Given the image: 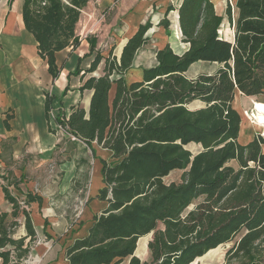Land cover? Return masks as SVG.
I'll list each match as a JSON object with an SVG mask.
<instances>
[{
    "label": "trees",
    "instance_id": "obj_1",
    "mask_svg": "<svg viewBox=\"0 0 264 264\" xmlns=\"http://www.w3.org/2000/svg\"><path fill=\"white\" fill-rule=\"evenodd\" d=\"M88 1L25 0L24 2L25 26L35 36L39 53L47 60L49 70L55 77L59 74L56 53L68 46L76 47L80 42L77 24L81 9ZM205 1L209 2V0ZM237 5L240 9L237 19L230 10V21L236 27L234 43L219 37L218 28L222 18L215 13L212 6L211 12L216 25L203 26L205 29L211 27L212 38L209 43L195 46L200 38L193 37L190 30L182 27L185 38L191 43L189 52L179 56L171 47L161 49L158 52L157 66L145 70L144 80L147 84H153L145 86V83L136 82L131 85L132 91L136 92V96L139 95L134 104L135 114L142 111L144 113L142 112L143 115L139 119H135V114L122 118L121 132L112 140L118 143V148L121 144L137 146L133 153L129 154V161L125 164L121 163L120 166H123V171H135L137 164L134 162L138 165L140 162L142 173L151 179L149 185L151 188L132 185L127 191H124L126 188L114 190L119 199H114L113 209H122V212L118 216L107 215L98 221L101 227H106V232L100 241L101 244H105L104 248L76 254L72 257L73 264H109L116 257L122 260L124 257L133 255L138 237L155 230L159 219L168 220V227L172 225L181 227L190 219H181L183 215L180 213L193 196L204 191L215 194L218 201L229 192H234L235 196L238 182L245 176L252 177L250 189L255 191L251 194L252 197L247 194L246 204H243L241 208H229V213L225 215L229 218L228 221L223 222L219 218L218 223L216 222V225L212 227L215 229L206 231L207 235H210L204 242L197 240L202 239L201 233L205 234L202 230L205 229L206 218L205 215L200 217L201 227L199 226L196 232L183 233L187 238L196 235V238L191 239L190 246L183 249L178 246H169L165 241L168 235L156 232L155 239L149 244L155 259L152 264L197 262L199 257L214 249L212 247L220 246V243L236 238L237 233L244 226L247 227L248 233L229 251V257L234 259L237 249L245 252L248 250L246 252L248 260L230 264H264L263 253L258 251V248L253 252L248 244L252 245V241L264 233V151L262 146L264 138L258 136L247 144H242L238 140L242 118L238 109L232 104L236 89L249 95H260L264 92V14L253 11L251 15H247L243 10L248 5L241 3ZM147 29L148 27L141 26L128 40L123 49L121 61L119 63L117 60L116 63L114 61V66H118L121 71L131 67L136 51L145 43L144 34ZM211 44L213 50L216 49L213 56L209 53ZM200 59L219 61L224 63V66L215 75L203 74L197 79L185 77L183 72ZM97 60L98 57L92 64L93 68ZM176 82H181V86L178 87ZM110 83L108 75L100 78L93 77L87 82L85 88H95L90 119H86L85 111L78 108L65 123L66 128H69L68 131L90 142L95 138L100 141L105 140L106 135L108 139L111 138L112 131H106L111 124L109 115L106 118L96 111L97 104L102 109L108 105ZM125 91L126 84L124 80H120L119 94ZM194 98H200L208 103L206 108L195 111L194 120L196 121L187 120L190 110L185 107V104ZM125 105L128 104L125 103ZM149 106H151L149 111H144ZM152 107L155 111H151ZM165 116L166 122L163 126H159V123L164 121L159 119ZM135 120L138 121L137 125L131 127L132 121ZM7 127H10L8 123ZM178 138L183 143L200 142L205 146V150L198 153L191 161L192 153L183 149L182 145L176 141ZM120 150L123 151V148L118 151ZM228 159H237L241 162V168L222 171V165ZM131 160L135 165H131ZM249 161H256L259 165L251 167ZM190 162L192 165L188 175L191 176L193 173L197 179L186 185L187 193L180 192L178 188L170 190L158 184L161 181L157 179L171 169L185 167ZM120 166L118 165L119 168ZM215 171L218 174L216 181L214 179L213 184L206 185L203 178L213 174L215 177ZM149 190L150 193H148ZM4 191L6 198L13 203L14 210L11 213L13 217L11 221L8 219L7 212H0V264H25L32 246L38 239L37 233L30 212L26 208H21L18 199L7 187H4ZM168 194L173 196L169 197ZM36 198L41 197L28 195L26 202ZM145 200L149 203L143 204ZM214 202L217 204L216 201ZM113 209L107 213H112ZM21 211L24 215L25 234L15 237L17 216ZM175 214L180 217L174 219ZM209 214L215 217L212 210ZM209 217L208 219H217ZM113 227H115L114 230ZM165 249L168 251L164 252ZM161 255H164L165 259L159 262L158 257ZM197 255L202 256L197 257ZM131 264L148 263H143L138 257L133 256Z\"/></svg>",
    "mask_w": 264,
    "mask_h": 264
},
{
    "label": "rangeland",
    "instance_id": "obj_2",
    "mask_svg": "<svg viewBox=\"0 0 264 264\" xmlns=\"http://www.w3.org/2000/svg\"><path fill=\"white\" fill-rule=\"evenodd\" d=\"M133 3L132 10L136 8L137 14L140 15L138 18L140 27L144 26L148 27V29L144 34L145 43L136 51L131 67L125 71H121L118 69V66L113 65L114 61L115 63L116 60L118 63L121 61L123 42L118 46H113L112 43H115V38H113L111 32L113 29L120 28L121 30V26L125 23L123 22V18L116 19L117 15L115 13H111L109 18H107L105 22H102V25H105L106 22H110V28L108 31L110 34L107 33L106 35L104 34L101 36L99 30L97 31L93 29L94 27H87L86 22L88 17L82 12L84 10L83 6L80 12L81 16L77 24H80V36L85 39V41L88 38L90 40L93 39L94 42L96 41V48L99 49L96 50L94 59L89 66L84 65L83 68L77 67L76 69L75 67L76 70L73 69L74 71L72 74L74 75V78L72 84H76L77 88L81 85L80 90L83 92L86 91L82 98V103H79L80 105L78 108L85 111L86 119H90L95 88H85V85L93 77L100 78L108 75L111 82V87L108 90V105L102 109L97 104L96 111L98 114H101L102 116L104 115L106 118L109 115V122L111 121V124L106 131H112L111 138L108 139L106 135L105 140L100 141L95 138L92 142H90L80 136L72 134L70 130L68 131L69 128H66L65 125L72 113L70 116L68 114L66 116L61 112L58 114L57 120L62 128L59 126L60 128L57 130L60 131V134H70L71 137L79 140L77 141L79 144H76L74 141H70L64 145L61 141L57 146L52 147L53 150L51 152V156L46 155V157L44 154H39L37 161H34L33 159L31 160L30 158L28 159L25 156L23 162L24 168L26 167L25 172L23 173V178H25L26 183L21 185V187H24L25 190L32 187L35 188V186L38 187L39 190L44 193L47 198H49L51 207L56 205V214H59L63 218L67 219L65 229H59V233L56 234V240H60V243H62L65 247L67 264H73L72 257L76 254L90 250H101L104 248L105 244H101L100 241L106 232V227H101V225L98 224V221H101L102 218L107 215L109 216L113 214L114 216H118V214L122 212V209H113V205L115 204L114 199H119L114 193V190H123L126 188L124 191H127L132 187V185L147 186V189L151 188L149 186L151 179L149 176L142 173L140 169V162L139 165L137 162H134L137 164V167L135 166V171H123V166H120L121 163L125 164V162L129 161V154L133 153L132 151L135 150L137 146L131 144L123 146L121 144L120 148H118V143L112 139L117 137V135L121 132L122 124L120 121L122 118L124 119L126 115L134 116L132 114H135L136 112L134 110V104L138 100L139 95L136 96V92L132 91L131 85L136 82L145 83V86L152 85L153 83L147 84L144 80L145 70L150 69L154 64L157 65V63H159L157 57L158 52L161 49L171 47L170 44H165L160 47L159 41H156L160 38L161 31L163 30L167 36H169L171 31L169 28L170 25L173 24L172 32H177L173 34V39L175 38L176 41L174 39L173 48L171 47V49L175 54L184 56L189 52L191 43L185 38V33H183L182 27L186 30H190L193 37L195 36L196 38H200L195 46H201L204 43H209L211 41V27L205 29L203 26L216 25V20L213 19L214 16L211 12L212 6L215 13L222 18L221 24L218 28L219 37L224 40L231 41L232 43L235 42L236 27L235 24L230 21V10L231 13H233L234 18L237 19L240 13V9L238 7L239 5H237V3L248 5L244 7L243 10L247 15H251V12L253 11L264 14V0H209V2H206L205 0H136L133 1ZM136 4H138L137 7H135ZM112 17L115 19L113 20ZM94 20L97 19L95 18ZM6 22L7 18H0L1 26H4ZM91 25L96 26L95 23ZM151 28L153 30L149 32V29ZM13 36L17 35L13 34ZM120 37L122 38L123 36ZM108 42H111L110 44L112 46L110 48L109 46H105L106 49L101 50V47L103 45H107ZM211 46L212 48L209 53L213 56L216 49L213 50V45L211 44ZM0 50H4V45L1 42ZM82 50L85 52L87 49L82 46L79 52L82 53ZM97 57L98 60L96 62V66L93 68L92 64ZM102 59L104 60L101 63ZM89 62L90 60L87 61V63ZM222 66H224V63H220L219 61L200 59L193 62L187 70L183 72V75L188 79H197L203 74L215 75ZM81 79L82 83L80 81ZM120 80H124L127 91L122 92L121 94H119ZM176 84L179 87L182 83L176 82ZM77 95L79 101L81 96H79V93H77ZM254 101L264 102V92L260 95H249L236 89L232 104H238L236 109H238L242 118L240 123L241 129L238 136V140L242 144L254 141L258 136H262L264 138V124H262L263 127H261L257 124V119L253 117L254 112L256 111L254 108L255 106L253 105ZM131 102H133V104H131ZM125 103L128 105H125ZM185 105V107L190 110V112H188L189 116L187 120L190 119L192 121H196L194 120L195 111L206 108L208 103L200 98H194ZM150 107L151 106L147 107L148 109L146 108L144 111H149ZM152 108L153 109L151 111H155L154 107ZM142 112L135 114V119H139L144 113ZM162 119L164 121L163 123H159V126L164 125L166 122V116L160 118L159 121ZM129 121H131V119ZM137 122L138 121L136 120L132 121L131 127L137 125ZM176 141L182 145L183 149L189 150L192 153L191 161L196 155H198V153L205 150V146L200 142L189 141L187 143H183L180 138ZM262 146L264 151V143ZM121 148H123V151L120 150L119 152L118 150ZM131 162L132 160L130 163ZM134 163L132 162L131 165H135ZM191 163L192 162L185 167H175L171 169L167 174L157 179L161 181L158 184L163 187L170 188V190L171 188H178L180 192L187 193L186 185L190 184L192 180L197 179L193 173L191 176L188 175L191 169ZM240 164L241 162L237 159H228L222 165V171L239 170L241 168ZM249 165L251 167H257L259 163L256 161H249ZM11 166L17 167V165H13L12 163L9 164V167L5 165L0 166V179L4 180L5 184H7V178L10 183L14 180V176H12L14 170L11 169ZM214 173L216 174L215 177L213 174V176H205L203 178L206 185L210 186L213 184L214 179L216 181V176L218 174L216 171ZM1 175H4L6 178ZM97 175L100 177V183L95 181V179H98L96 178ZM122 177L125 178L123 179ZM251 184V176H245L244 178L241 177L238 182V189L236 190L237 195L234 196V192H229L227 196L221 200L219 199V201L216 200L217 196L215 194H209L206 191L193 196L180 213L183 215L181 219L185 220L189 218V222L187 224H182L181 227H173V225L168 227V220H163L162 218L159 219L155 230L147 234H142L138 237V250L136 252L139 255L138 258L143 263L152 264L154 262V255L149 244L153 239H155L154 235L156 232H163L168 235H165V241L169 244V246H178L181 247V249L190 246L191 239L196 238V235L194 234L189 236L190 238H187L183 233L186 234L191 231L196 232L201 223L200 217L205 215V229L202 230L205 234L201 233L202 239H197L198 242H204L210 235H207L208 233H206V231L209 229L214 230L215 228L212 227L216 225V222L218 223L219 218L223 222L228 221L229 218L225 215L229 213V208H241L243 204L248 202L245 198L247 194L252 197L251 194L255 192L250 189L252 186ZM256 187H259L258 184ZM148 193H150V190ZM168 195L169 197L173 196L172 194ZM22 201L24 202L23 199ZM146 201L147 200H145L143 204L149 203V201ZM214 201H216L217 204ZM22 204L24 208H26V203ZM111 209L114 211L108 214L107 212ZM210 210H212L215 217L213 215L210 216ZM35 214L37 215V210ZM177 214H175V217L173 216L174 219H176V217H180ZM208 217L217 219H208ZM8 219L9 221L13 220L12 215H9ZM17 221L18 224L15 226L14 230L15 237L23 235L25 232V227L22 224L24 223L22 211L20 215L17 216ZM174 224L177 225L178 223ZM114 229L115 227H113V230ZM247 233L248 229L244 226L237 233L236 238L220 243V246L217 245L218 248L215 252L205 255L203 258H198L197 262L195 261L192 263L191 261L189 264H230L240 262L241 260H248L246 253L248 250L245 252L244 250L242 251L237 249L234 254L235 256H233L234 259L232 258V262L231 257H229V251L232 250L240 239ZM252 242V245L248 243L252 248V251L255 252V249L258 248V251L263 253L262 255L264 257V233ZM167 251L168 249L164 250V252ZM133 255L136 256L135 254ZM133 255L127 256L125 258L126 260L124 259L125 264H131V257H133ZM198 256L202 255H197V257ZM158 258V261L162 262L164 261L165 256L161 255V257ZM121 261L123 260L116 257L109 264H119Z\"/></svg>",
    "mask_w": 264,
    "mask_h": 264
},
{
    "label": "crops",
    "instance_id": "obj_3",
    "mask_svg": "<svg viewBox=\"0 0 264 264\" xmlns=\"http://www.w3.org/2000/svg\"><path fill=\"white\" fill-rule=\"evenodd\" d=\"M133 1L136 0H89L82 11L88 17L87 27L99 30L101 36L106 35L109 33L110 22H106L105 25H102V22H105L111 13H115L116 19L123 18L125 23L121 26L122 31L120 28L111 31L115 38V43L112 45L118 46L123 42V48L140 28L138 19L140 15L137 14L136 8L132 10L135 3ZM24 2L25 0H0V18H7L6 24L0 25V42L4 45V50H0V166L9 167L10 163L17 165V167L11 166L14 170L13 173L11 172L14 176L11 183L8 178L7 184L0 179V212L11 215L14 210L13 203L6 198L4 187H7L18 199L21 208H24L22 203H26L25 206L30 212L37 233V242L32 246L25 264H67L65 247L60 240H56L59 229H65L67 219L56 214V205L51 207L49 198L38 187L28 190L21 187L26 183L23 178L26 167L24 168L23 162L25 156L34 161H37L39 154L51 156L52 147L57 146L61 141L64 145L70 141L79 144L77 142L79 140L74 139L70 134H60L57 129L62 126L57 117L61 112L70 116L78 108L79 103H82L86 91L80 90L81 85L77 88L76 84H72L73 69L89 66L96 50L99 49L96 48V41L94 42L93 39L88 38L85 41L82 38L78 46H68L58 51L56 62L59 66V74L53 76L47 60L39 53L35 36L25 26ZM137 6L138 4L135 7ZM95 18L97 20H94ZM93 23L96 26H92ZM169 29H171L169 36L162 30L160 38L156 40L159 41L160 47L170 44L173 48L175 39L173 34L177 31L172 32L173 24ZM79 30L80 24L77 25V34L80 36ZM152 30L149 29V32ZM91 43H94L95 49H91ZM110 43L103 45L101 50L106 49L105 46L110 48L112 46ZM82 46L87 50L84 52V49L81 53L79 50ZM89 60L90 62L87 63ZM4 77L5 79H2ZM80 81L82 83V79ZM77 93L81 96L79 101ZM7 123L10 125L9 128ZM1 176L6 178L4 175ZM96 178L98 179L95 181L100 183L99 175ZM28 195L41 198L27 203ZM137 250L138 247L134 254L139 257ZM125 260L119 264H125Z\"/></svg>",
    "mask_w": 264,
    "mask_h": 264
},
{
    "label": "bare ground",
    "instance_id": "obj_4",
    "mask_svg": "<svg viewBox=\"0 0 264 264\" xmlns=\"http://www.w3.org/2000/svg\"><path fill=\"white\" fill-rule=\"evenodd\" d=\"M14 62V61H13ZM17 64V63H16ZM20 65V64H19ZM15 66V65H14ZM14 68V67H13ZM23 68V67H22ZM6 69H8V68H6ZM9 70H10V68H9ZM23 70V69H22ZM15 71V70H14ZM10 72V71H9ZM8 72V73H9ZM10 73H12V72H10ZM18 73V72H17ZM20 73V72H19ZM23 74V73H22ZM10 75V74H9ZM17 75V74H16ZM13 76V75H12ZM11 76V77H12ZM8 77V76H7ZM9 78H10V76H9ZM8 78V79H9ZM19 78V77H18ZM1 79V78H0ZM2 79H5V77L4 78H2ZM17 79V78H16ZM5 81H7V80H5ZM4 81V82H5ZM2 82V81H1ZM238 104H235L234 105V107L235 108H237L238 106H237ZM253 105L255 106L254 108H255V112H254V115H253V117H255L256 119H257V124H259L261 127H263V125L262 124H264V102H259V101H254L253 102ZM218 248V247H217ZM217 248H214V249H211L210 251H208L205 255H208L209 253H213V252H215L216 250H217ZM204 255V256H205ZM204 256H202V257H199V258H203Z\"/></svg>",
    "mask_w": 264,
    "mask_h": 264
},
{
    "label": "flooded vegetation",
    "instance_id": "obj_5",
    "mask_svg": "<svg viewBox=\"0 0 264 264\" xmlns=\"http://www.w3.org/2000/svg\"><path fill=\"white\" fill-rule=\"evenodd\" d=\"M135 34H136V33H135ZM78 36H79V35H78ZM81 39H82V37H79L80 42H81ZM80 42H79V43H80ZM127 42H128V41H127ZM126 44H127V43H125L124 47L126 46ZM78 45H79V44H78ZM78 45H77V46H78ZM73 47H74V46H73ZM124 47H123V49H124ZM91 49H95V45H94V43L91 44ZM157 59H158V58H157ZM133 60H134V59H133ZM132 63H133V62H132ZM157 64H158V63H157ZM155 66H157V65L152 66V68L155 67ZM242 93H243V92H242ZM233 101H234V100H233ZM240 129H241V128H240ZM137 244H138V240H137V243H136V248H137ZM135 250H136V249H135ZM134 253H135V251H134ZM133 256H134V255H133ZM137 257H138V256H137ZM125 258H126V257H124L122 260L124 261ZM131 258H132V257H131ZM121 262H122V261H121Z\"/></svg>",
    "mask_w": 264,
    "mask_h": 264
}]
</instances>
